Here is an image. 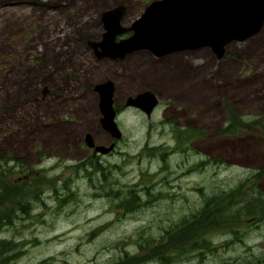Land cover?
I'll use <instances>...</instances> for the list:
<instances>
[{
    "label": "rangeland",
    "instance_id": "rangeland-1",
    "mask_svg": "<svg viewBox=\"0 0 264 264\" xmlns=\"http://www.w3.org/2000/svg\"><path fill=\"white\" fill-rule=\"evenodd\" d=\"M150 1L0 0V169L13 182L46 175L58 189L44 186L28 215L0 225V240L18 243L7 264H136L141 246L167 247L169 228L177 235L178 221L236 185L244 200L262 198L260 220L244 216L237 237L216 224L208 250L166 248L173 258L141 264H264V24L221 57L201 48L99 58L88 43L102 39V14L124 5L129 26ZM105 80L119 106L145 90L160 97L149 118L135 107L115 117L119 139L100 122L93 87ZM229 109L238 128L227 135ZM191 121L204 134L187 131ZM86 133L114 150L93 153ZM130 190L147 202L126 211Z\"/></svg>",
    "mask_w": 264,
    "mask_h": 264
},
{
    "label": "water",
    "instance_id": "water-1",
    "mask_svg": "<svg viewBox=\"0 0 264 264\" xmlns=\"http://www.w3.org/2000/svg\"><path fill=\"white\" fill-rule=\"evenodd\" d=\"M124 14V5L102 14L105 29L102 39L88 43L99 58H123L138 50H149L160 57L203 47L221 57L226 45L244 41L260 31L264 24V0H153L129 26L121 24ZM128 31L132 32L130 36L116 40ZM93 90L99 98L101 126L114 139H119L122 133L115 121L113 81L98 83ZM157 103L156 96L146 90L128 97L125 106H134L149 117ZM84 141L94 152L108 153L114 148L113 143L96 145L88 133Z\"/></svg>",
    "mask_w": 264,
    "mask_h": 264
},
{
    "label": "trees",
    "instance_id": "trees-1",
    "mask_svg": "<svg viewBox=\"0 0 264 264\" xmlns=\"http://www.w3.org/2000/svg\"><path fill=\"white\" fill-rule=\"evenodd\" d=\"M230 111V121L229 123L220 129L222 134H233L237 131V121L233 109ZM181 129H175L178 131ZM192 130L197 132L196 135L204 134V130H198L196 128H188L187 131ZM185 130H181L180 134L185 135L187 138L191 135L187 134ZM195 135V133H193ZM195 136H193L194 138ZM182 139V138H180ZM176 148H183L182 142L175 143ZM159 149V147L157 148ZM154 151H151L153 153ZM166 152H161L160 157L164 160ZM91 162L90 164H92ZM1 165V164H0ZM83 163L75 164V168H81ZM9 169H12L9 168ZM0 174V225L11 224L15 218L23 217L28 215L32 209V203L34 201L40 200L42 193L48 186L51 188L55 194H58V189L54 184L49 185L50 180L46 175H31L28 177H22L16 179L14 182L9 178L3 167H1ZM264 172V168L257 175H261ZM66 189L69 190L67 183H65ZM245 188L242 185H236L229 190H221L216 192L204 200V203L200 209H198L192 216L184 217L178 221L176 230L178 234H174L173 229L169 228L166 233L170 234V243L167 247H160L158 244H148L142 248V257L137 261L136 264H141L143 260H163L167 261L173 257H164L163 253L169 248H177L179 251V256L185 254L186 249L199 250L201 248L208 250L210 247L207 241L209 240L206 235L212 230L216 224H223L228 227L230 233L235 235L239 231V224L242 222L244 216L253 217L258 216L260 220L261 216V204L263 202L260 196H254L252 199L244 200ZM142 201L141 198L136 194L135 191L130 190L128 197L125 198L121 204H123L126 211H132L141 204L146 203ZM164 235V234H163ZM161 236V239L164 236ZM196 235H198L196 237ZM197 240L205 241L204 244L199 243ZM178 242V244H173ZM16 242L8 240H0V264H7L9 259V252L13 250L16 246ZM167 248V249H166ZM19 253L16 255L18 256Z\"/></svg>",
    "mask_w": 264,
    "mask_h": 264
},
{
    "label": "flooded vegetation",
    "instance_id": "flooded-vegetation-1",
    "mask_svg": "<svg viewBox=\"0 0 264 264\" xmlns=\"http://www.w3.org/2000/svg\"><path fill=\"white\" fill-rule=\"evenodd\" d=\"M155 96H156V98H157V100H158V102H159V98L160 97H158L155 93H153ZM125 100H126V98H125ZM157 105H158V103H157ZM156 105V106H157ZM155 106V107H156ZM168 107V106H167ZM114 108H115V112H116V116L121 112V111H123L124 109H125V106L124 105H121V106H119L116 102H115V100H114ZM153 112V111H152ZM167 111L165 110L164 111V113L166 114V117H163V120H165V119H167V113H166ZM173 113V112H172ZM194 128V127H197V128H200L199 126H198V124L196 123V122H194V121H191V124H190V126H186L185 127V129H188V128ZM181 128H183V127H181ZM201 130H203V129H201ZM190 131V130H189ZM108 133V132H107ZM108 135L111 137V138H113L111 135H110V133H108ZM114 139V138H113ZM112 143L115 145V143H114V141H112ZM112 143H110V144H112ZM97 145V144H96ZM112 150H114V148L112 149ZM111 150V151H112ZM92 152H93V150H92ZM94 153V152H93Z\"/></svg>",
    "mask_w": 264,
    "mask_h": 264
}]
</instances>
